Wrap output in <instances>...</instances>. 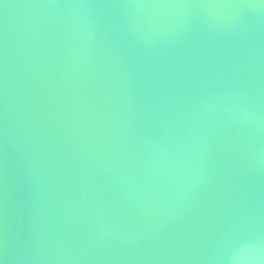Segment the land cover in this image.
<instances>
[{
    "label": "water",
    "instance_id": "obj_1",
    "mask_svg": "<svg viewBox=\"0 0 264 264\" xmlns=\"http://www.w3.org/2000/svg\"><path fill=\"white\" fill-rule=\"evenodd\" d=\"M0 264H264V0H0Z\"/></svg>",
    "mask_w": 264,
    "mask_h": 264
}]
</instances>
